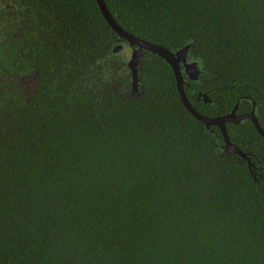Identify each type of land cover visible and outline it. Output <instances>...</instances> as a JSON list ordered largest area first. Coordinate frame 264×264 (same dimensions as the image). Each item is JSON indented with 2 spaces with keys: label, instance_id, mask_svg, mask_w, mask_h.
Segmentation results:
<instances>
[{
  "label": "trees",
  "instance_id": "1",
  "mask_svg": "<svg viewBox=\"0 0 264 264\" xmlns=\"http://www.w3.org/2000/svg\"><path fill=\"white\" fill-rule=\"evenodd\" d=\"M104 2L129 34L171 52L189 45L200 74L184 91L198 113L237 104L264 129V0ZM12 4L14 36L0 44V264H264L253 124H226L248 163L186 110L171 67L149 52L132 92L130 48L95 0Z\"/></svg>",
  "mask_w": 264,
  "mask_h": 264
},
{
  "label": "water",
  "instance_id": "2",
  "mask_svg": "<svg viewBox=\"0 0 264 264\" xmlns=\"http://www.w3.org/2000/svg\"><path fill=\"white\" fill-rule=\"evenodd\" d=\"M98 8L101 12V15L107 22V24L111 27V29L116 33L118 38L126 43L131 52L130 56L127 61V68L130 72L131 77V90L132 92H138V64L139 61L144 57V52H149L154 55H157L161 59H163L172 69L173 75L175 77L176 88L179 94V98L183 106L186 110L198 121L203 123L206 128L209 127H217L221 135L223 137L225 143V149L231 151L233 154L240 156L242 159H245L249 163V159L246 153H243L238 147H236L229 139L227 134L226 124H238L243 120H249L257 133L264 137V129L259 125L258 120L254 114V109L248 114L238 115L236 113L238 105L236 104L234 109L223 116L216 117V118H207L202 116L196 109L191 105L188 98L186 97L184 91L185 79L187 78L190 81H196L200 74V69L198 63L195 61H190L187 59V53L189 51V45L185 46L184 48L176 51L171 52L166 48L150 43L148 41L139 39L124 29H122L114 18L109 13L104 0H95ZM123 44L117 45L113 49V53H118L123 50ZM199 98L203 99L204 103H210V99H208L205 95H200Z\"/></svg>",
  "mask_w": 264,
  "mask_h": 264
},
{
  "label": "flooded vegetation",
  "instance_id": "3",
  "mask_svg": "<svg viewBox=\"0 0 264 264\" xmlns=\"http://www.w3.org/2000/svg\"><path fill=\"white\" fill-rule=\"evenodd\" d=\"M14 7L12 0H0V44L3 45L4 38L6 37V31L10 33V36H14V27L10 26L14 22ZM5 49V47H2ZM8 75H1V80L11 82L19 81L21 78L13 76L11 73ZM187 79V78H186Z\"/></svg>",
  "mask_w": 264,
  "mask_h": 264
},
{
  "label": "rangeland",
  "instance_id": "4",
  "mask_svg": "<svg viewBox=\"0 0 264 264\" xmlns=\"http://www.w3.org/2000/svg\"><path fill=\"white\" fill-rule=\"evenodd\" d=\"M130 52H131V50H130V49H129V50H128V49L126 50L127 59H128V58H129V56H130ZM24 84H26V85H27V84H28V82H25Z\"/></svg>",
  "mask_w": 264,
  "mask_h": 264
}]
</instances>
